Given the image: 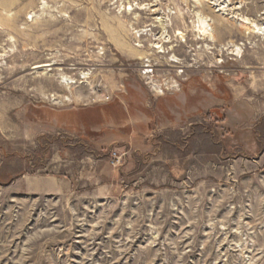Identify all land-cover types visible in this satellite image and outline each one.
Listing matches in <instances>:
<instances>
[{
    "label": "rangeland",
    "instance_id": "374dc122",
    "mask_svg": "<svg viewBox=\"0 0 264 264\" xmlns=\"http://www.w3.org/2000/svg\"><path fill=\"white\" fill-rule=\"evenodd\" d=\"M201 1L0 0V264H264V0Z\"/></svg>",
    "mask_w": 264,
    "mask_h": 264
},
{
    "label": "bare ground",
    "instance_id": "6f19581e",
    "mask_svg": "<svg viewBox=\"0 0 264 264\" xmlns=\"http://www.w3.org/2000/svg\"><path fill=\"white\" fill-rule=\"evenodd\" d=\"M212 1L213 0H208L207 1L208 5H211L212 4ZM196 3L198 5H202V1L201 0H196ZM215 3H216V1H215ZM215 3H214V5H215ZM226 4L225 3H223V4L222 3L221 4L219 3L216 6L219 9L218 12L224 13L225 9L228 7V5H226ZM140 10H145V9L144 8H140ZM126 11H128V12H134V9L133 8H130V9L126 10ZM197 17H198V21H199V25H200V32L202 33L201 36L204 37L203 39L201 38L200 40H202V41H208L210 43H216L217 42V36H216V33H215L216 30H215V27H214L215 26L214 25L215 23L213 24L212 21L207 20L209 18H205L201 14H197ZM158 21H159L158 23L160 24V26L163 28L164 33H163V35H162L161 38H159V39L156 38V40L158 39L157 41H159V40H162L163 39V40H165V43H169L168 39H170V37L167 35L166 29H165L166 26H165L164 21H162L161 18H159ZM236 23L239 24L240 26L244 27V29L246 30L245 31V35L250 34V31H251L254 34H259L261 36H264V29H262V27H260L259 25L253 23L249 19H241V20H238ZM144 33H146V31H140V32H137L136 34L138 35V38H141L144 35ZM178 36H180L181 39H185L186 38V36L183 33H180V32L178 33ZM164 45L162 46L161 43H158V44H156L154 46V49L160 50V53L163 54L164 53V48H165ZM234 47H235L234 55L237 56L238 58H243V49L240 48V47H236V46H234ZM172 62L175 63V64H177L178 63V60L174 57L173 60H172ZM148 73H151V72L148 71L147 74ZM151 74H153V73H151Z\"/></svg>",
    "mask_w": 264,
    "mask_h": 264
}]
</instances>
